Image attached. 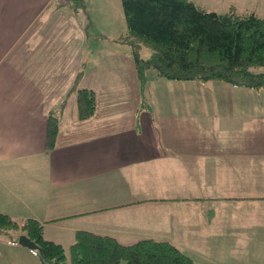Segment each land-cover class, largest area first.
I'll return each instance as SVG.
<instances>
[{
	"label": "crops",
	"instance_id": "obj_1",
	"mask_svg": "<svg viewBox=\"0 0 264 264\" xmlns=\"http://www.w3.org/2000/svg\"><path fill=\"white\" fill-rule=\"evenodd\" d=\"M53 5L48 0H0V197L8 205L5 212L18 219L41 220L45 236L64 245L85 229L122 242L168 240L196 264H238L242 248L214 246L202 240L208 232H185V223L178 228L162 216L157 223H142L137 213L130 212L137 207L195 202L210 219L203 218L198 208V221L215 223L216 211L224 203L264 202V110L218 108L203 116L184 103L169 110L164 99L159 109L156 99L150 98L147 114L136 112L129 123V117L112 113L117 109L120 113L119 108L105 104L119 103L121 97L111 90L103 96L107 78L104 81L101 75L83 85L97 95L96 112L88 119L77 115L68 121L64 114L68 95L49 111L30 99L24 105L20 90L24 74L33 71L31 81L41 75L40 63L34 60L41 52L35 43ZM87 6L93 14L92 0ZM26 59H33L31 66ZM133 82L135 94L141 96L144 88L137 71ZM46 94L54 101L58 96ZM60 110L65 126L59 118L58 139L49 150L48 116ZM139 121L146 123L141 126ZM128 214L131 219L121 218ZM13 243L20 244L11 235L4 244ZM3 253L0 247V257ZM8 262L0 258V264Z\"/></svg>",
	"mask_w": 264,
	"mask_h": 264
},
{
	"label": "rangeland",
	"instance_id": "obj_2",
	"mask_svg": "<svg viewBox=\"0 0 264 264\" xmlns=\"http://www.w3.org/2000/svg\"><path fill=\"white\" fill-rule=\"evenodd\" d=\"M193 1L208 10L226 12L234 5L240 12L255 11L264 16V0ZM48 3L51 1L48 0ZM53 4L56 7L45 14L49 22L40 26L41 36L35 43L41 52V57L34 59L40 63L41 75L31 81V77L34 76L33 71L24 74V86L22 85L20 89H23L24 105L26 100L30 99L33 100L35 106L42 104L48 107L49 111L57 107L63 97L68 95V106L64 114L68 115V121H74L78 115L77 90L83 85L86 86L90 77L101 75L104 81L107 78L106 86L102 88L103 96L105 92L111 90L117 93L116 98L121 97L119 103L112 105V102L106 101L105 104L119 108L120 113H117L118 109L112 113L129 117L127 118L129 123L134 113L137 112L140 116L147 114L146 105L150 103V98L156 99L159 109L162 108L160 103L164 99L168 103L166 107L169 110H175L177 106L184 103L186 109H195L199 111V115L203 116L212 114V111L218 108H232L237 111L240 109L242 111L264 110V87H243L220 79L208 81L172 79L158 76L153 68L147 70V80L142 95H136L134 83L137 78L132 83L133 76H136V66L131 54V46L117 39L127 29L121 0H92L93 14L88 6L85 9L74 8L68 5L69 3L60 6ZM100 32H105V37L100 36ZM95 33L99 36L96 37ZM30 35L31 32L27 34V36ZM141 54L147 58L151 54V49L144 46ZM26 61H29L28 65L31 66L33 59H26ZM40 89H44L45 92H41ZM46 92L51 96L58 95L57 99L55 101L53 98L48 99ZM38 107L44 109L42 106ZM58 115L64 127L65 118L61 110ZM139 122L141 126L146 123ZM70 125L73 123L68 124ZM142 134H145V129ZM173 205L137 207L129 212L132 216L133 212L137 213V218L142 223L150 220L157 223L160 216L164 217L167 223L178 228L185 223V232L196 233L197 231L202 234L208 232L207 236H202V240H207L214 246L218 247L219 244H223L236 249L242 248L239 250L244 253L241 261L236 260L238 264H264V202L224 203L216 211L215 223L198 221L199 215L196 212L200 203L180 202L176 207H172ZM7 206L3 197H0V208L3 212L8 208ZM199 209L203 213V218L210 220L209 214H206L202 208ZM224 212L227 214H222ZM131 215L128 214L121 218L128 220L127 218L131 219ZM181 230L183 231L182 228ZM17 232L22 233V231ZM17 232L0 231V247L4 248V253L0 257L2 261L8 260L7 264H17L16 261L22 262L21 264L24 262V264H44L40 251L36 248H24L14 243L5 246L4 243ZM134 241L132 239V241L124 242ZM65 247L70 253V244L65 243Z\"/></svg>",
	"mask_w": 264,
	"mask_h": 264
},
{
	"label": "trees",
	"instance_id": "obj_3",
	"mask_svg": "<svg viewBox=\"0 0 264 264\" xmlns=\"http://www.w3.org/2000/svg\"><path fill=\"white\" fill-rule=\"evenodd\" d=\"M121 2L127 29L117 39L131 46L142 87L150 68L158 76L172 79H220L243 87H264V16L255 11L240 12L234 5L226 12L208 10L193 0ZM66 3L87 8V0L56 4ZM144 46L151 49L147 58L141 54ZM77 103L78 117L90 118L97 109L96 91L80 87ZM59 131V117L50 112L49 150L55 147ZM12 230L26 233L41 246L44 264H196L192 256L168 240L144 238L124 243L115 236L85 229L76 232L68 253L64 244L45 236L41 220L18 219L0 211V231ZM18 236L17 232L15 241Z\"/></svg>",
	"mask_w": 264,
	"mask_h": 264
},
{
	"label": "water",
	"instance_id": "obj_4",
	"mask_svg": "<svg viewBox=\"0 0 264 264\" xmlns=\"http://www.w3.org/2000/svg\"><path fill=\"white\" fill-rule=\"evenodd\" d=\"M19 243L30 247V248H36L38 249L40 252L42 251L41 246L33 239H31L26 233H21L19 235Z\"/></svg>",
	"mask_w": 264,
	"mask_h": 264
},
{
	"label": "built area",
	"instance_id": "obj_5",
	"mask_svg": "<svg viewBox=\"0 0 264 264\" xmlns=\"http://www.w3.org/2000/svg\"><path fill=\"white\" fill-rule=\"evenodd\" d=\"M51 2H55V3H60V2H63L65 0H50Z\"/></svg>",
	"mask_w": 264,
	"mask_h": 264
}]
</instances>
